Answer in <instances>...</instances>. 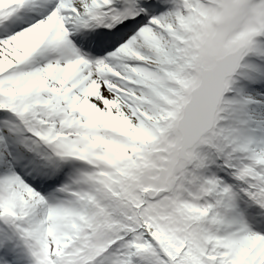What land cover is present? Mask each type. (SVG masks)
I'll return each mask as SVG.
<instances>
[{
	"label": "snow or ice",
	"instance_id": "obj_1",
	"mask_svg": "<svg viewBox=\"0 0 264 264\" xmlns=\"http://www.w3.org/2000/svg\"><path fill=\"white\" fill-rule=\"evenodd\" d=\"M0 264H264V0H0Z\"/></svg>",
	"mask_w": 264,
	"mask_h": 264
}]
</instances>
